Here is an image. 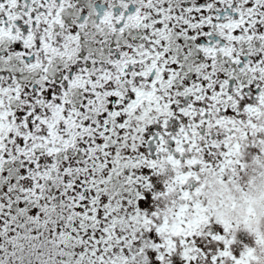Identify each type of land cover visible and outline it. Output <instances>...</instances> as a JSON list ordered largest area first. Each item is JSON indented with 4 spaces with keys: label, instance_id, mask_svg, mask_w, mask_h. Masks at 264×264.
Wrapping results in <instances>:
<instances>
[{
    "label": "snow or ice",
    "instance_id": "1",
    "mask_svg": "<svg viewBox=\"0 0 264 264\" xmlns=\"http://www.w3.org/2000/svg\"><path fill=\"white\" fill-rule=\"evenodd\" d=\"M0 264H264V0H0Z\"/></svg>",
    "mask_w": 264,
    "mask_h": 264
}]
</instances>
